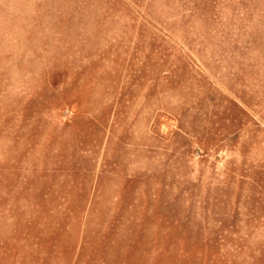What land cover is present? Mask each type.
Segmentation results:
<instances>
[{"label":"rangeland","instance_id":"1","mask_svg":"<svg viewBox=\"0 0 264 264\" xmlns=\"http://www.w3.org/2000/svg\"><path fill=\"white\" fill-rule=\"evenodd\" d=\"M0 264H264V0H0Z\"/></svg>","mask_w":264,"mask_h":264}]
</instances>
